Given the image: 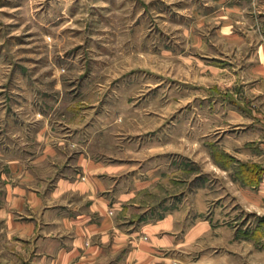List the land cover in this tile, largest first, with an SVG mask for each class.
Segmentation results:
<instances>
[{
    "label": "rangeland",
    "instance_id": "obj_1",
    "mask_svg": "<svg viewBox=\"0 0 264 264\" xmlns=\"http://www.w3.org/2000/svg\"><path fill=\"white\" fill-rule=\"evenodd\" d=\"M261 42L264 0H0V196L50 146L41 175L86 154L147 187L150 212L199 192L215 235L254 236L236 187L255 164L219 132H239Z\"/></svg>",
    "mask_w": 264,
    "mask_h": 264
},
{
    "label": "crops",
    "instance_id": "obj_2",
    "mask_svg": "<svg viewBox=\"0 0 264 264\" xmlns=\"http://www.w3.org/2000/svg\"><path fill=\"white\" fill-rule=\"evenodd\" d=\"M263 46L261 42L260 62L251 68L245 104L239 102L232 111L238 115L239 132H219L229 154L262 168ZM56 160L60 154L50 146L31 160L30 169L21 165L27 158L18 156V185L6 186L0 196V264H263L262 219L254 236L231 235L225 228L220 237L212 229L217 221L202 217L205 203L199 192L173 210L160 208L157 215L140 196L148 188H136L119 169L82 154L64 170L39 173V167ZM236 188L238 203L264 216V176L255 186L238 183Z\"/></svg>",
    "mask_w": 264,
    "mask_h": 264
},
{
    "label": "trees",
    "instance_id": "obj_3",
    "mask_svg": "<svg viewBox=\"0 0 264 264\" xmlns=\"http://www.w3.org/2000/svg\"><path fill=\"white\" fill-rule=\"evenodd\" d=\"M264 176V168L260 166H243L238 177L240 181L245 186H255L260 183L262 177ZM264 222V219L261 221Z\"/></svg>",
    "mask_w": 264,
    "mask_h": 264
}]
</instances>
